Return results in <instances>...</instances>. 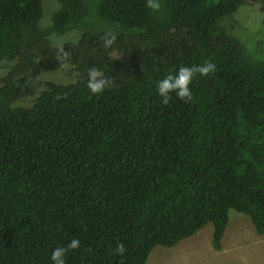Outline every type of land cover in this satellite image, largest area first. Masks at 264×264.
<instances>
[{
	"label": "trees",
	"instance_id": "1",
	"mask_svg": "<svg viewBox=\"0 0 264 264\" xmlns=\"http://www.w3.org/2000/svg\"><path fill=\"white\" fill-rule=\"evenodd\" d=\"M57 2L44 25L43 0H0V264H52L72 239L66 264H146L208 223L221 250L230 210L264 234V37L235 19L247 0ZM205 62L190 100L162 101L158 81ZM63 67L73 80L43 78Z\"/></svg>",
	"mask_w": 264,
	"mask_h": 264
},
{
	"label": "rangeland",
	"instance_id": "2",
	"mask_svg": "<svg viewBox=\"0 0 264 264\" xmlns=\"http://www.w3.org/2000/svg\"><path fill=\"white\" fill-rule=\"evenodd\" d=\"M264 0H247L234 15L240 23L242 34L249 43L264 37ZM44 25L51 23V17L58 7L57 0H43ZM78 30L56 37L54 43L60 45L66 41H77ZM10 66L5 62L0 75ZM44 79L58 82L73 80L64 67L43 73ZM29 104V103H27ZM213 224L208 223L194 235L179 241L174 246H156L146 264H264V234H259L246 214L235 210L229 212V223L222 239L221 250L212 245Z\"/></svg>",
	"mask_w": 264,
	"mask_h": 264
},
{
	"label": "clouds",
	"instance_id": "3",
	"mask_svg": "<svg viewBox=\"0 0 264 264\" xmlns=\"http://www.w3.org/2000/svg\"><path fill=\"white\" fill-rule=\"evenodd\" d=\"M147 7L153 11H159L161 9L160 0H147ZM113 42L112 38H103L104 46H110ZM215 65L211 62H205L199 66H182L175 74H170L165 78L158 81L156 91L162 98L164 103H168L172 93H175L180 99H191V83L195 74L199 73L201 76H205L214 71ZM110 84V81L103 77L99 70L92 67L88 70V83L87 87L92 94H101ZM80 247V241L78 239H72L67 247H56L51 253L52 264H66V253L70 249H77ZM119 251L122 253L124 248L119 246Z\"/></svg>",
	"mask_w": 264,
	"mask_h": 264
}]
</instances>
